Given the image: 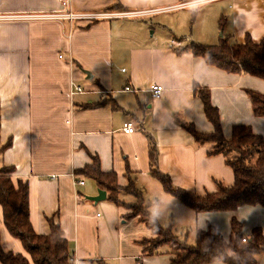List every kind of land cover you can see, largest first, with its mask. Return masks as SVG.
<instances>
[{"label":"crops","instance_id":"obj_1","mask_svg":"<svg viewBox=\"0 0 264 264\" xmlns=\"http://www.w3.org/2000/svg\"><path fill=\"white\" fill-rule=\"evenodd\" d=\"M195 1L205 2L139 19L0 21V169L14 167V183H29L36 233H49L48 218L60 221L75 264H171L167 249L143 255L140 242L152 232L136 219L124 222L127 210L107 199L89 200L100 189L75 171L92 164L93 157L103 172L116 173L122 186L131 171L146 197L157 201L154 211L161 224L173 223L191 243L198 229L209 226L229 241L233 218L241 222L244 237L255 228L264 234V207L198 214L167 194L150 172L153 140L158 168L176 187L203 195L217 190L215 180L234 183L225 158L208 156L209 146L197 145L184 128L192 124L200 133L213 131L194 85L209 90L230 139L235 125L251 126L264 137V118L254 115L247 93L264 94V81L229 74L176 48L191 42L217 45L221 38L242 44L248 35L256 43L264 41V0H71V6L78 13L160 11ZM61 3L0 0V15L55 13ZM186 9H192L190 25L170 15ZM72 83L84 92L72 95ZM154 85L164 89L159 98L150 91ZM126 122L134 123L133 134L122 131ZM0 241L6 253L29 258L8 232L1 205ZM257 264H264V251Z\"/></svg>","mask_w":264,"mask_h":264},{"label":"trees","instance_id":"obj_2","mask_svg":"<svg viewBox=\"0 0 264 264\" xmlns=\"http://www.w3.org/2000/svg\"><path fill=\"white\" fill-rule=\"evenodd\" d=\"M196 14L192 15V24ZM223 28V19L220 20ZM178 54L192 53L203 59L209 66L221 69L229 74H248L264 81V41L254 42L249 35L242 44L231 45L227 38H221L217 45H203L191 42L176 48ZM253 113L264 118V94L248 90ZM194 94L203 103L207 120L213 126L210 133L198 132L194 125L184 128L191 134L197 145H208V156L221 155L233 170L234 183L227 185L215 180L217 190L203 195L176 187L171 177L158 168V151L151 140L150 172L158 180L167 194L178 199L183 205L196 213L234 212L242 206L264 207V137L256 133L251 126L235 125L230 139L224 136L219 109L212 103L211 94L206 88L194 85ZM116 108V106H114ZM1 119V113H0ZM8 147L4 146L2 149ZM14 167L0 169V205L3 209L4 223L8 232L20 240L29 258L23 254L6 253L0 241V264H75L68 240L59 220L48 218V234L35 232L30 219L29 183L13 181ZM77 176L92 179L98 188L107 193V201L128 213L122 215L127 222L136 219L151 232L152 238H144L140 244L144 247V256H157L160 250L168 246L166 252L171 264H257V256L264 251V234L261 228H255L243 241L241 222L231 220V237L227 241L214 226L207 230H197L194 243L181 239L176 226L171 223L163 226L155 213L156 200L146 197L132 172H127L129 183L122 186L114 172H103L100 161L93 157V163L75 171ZM99 264H107L100 261Z\"/></svg>","mask_w":264,"mask_h":264},{"label":"built area","instance_id":"obj_3","mask_svg":"<svg viewBox=\"0 0 264 264\" xmlns=\"http://www.w3.org/2000/svg\"><path fill=\"white\" fill-rule=\"evenodd\" d=\"M205 1H195L186 4H180L168 9H163L160 11H108V12H95V13H78L72 9L71 0H62V9L55 13H31V14H21V15H0V21H27V22H63L69 21L74 22H95L100 20H115V19H139L152 16L157 13L166 11H177L189 7H195L197 5L203 4ZM130 91V88H126ZM163 87L160 85H154L151 87V92L153 97L159 98L163 93ZM84 92L83 88L72 83L71 94H79ZM122 131L125 134H133L136 131L133 122H126L123 125ZM77 184L84 185V181H78ZM246 242V237L243 239Z\"/></svg>","mask_w":264,"mask_h":264},{"label":"rangeland","instance_id":"obj_4","mask_svg":"<svg viewBox=\"0 0 264 264\" xmlns=\"http://www.w3.org/2000/svg\"><path fill=\"white\" fill-rule=\"evenodd\" d=\"M191 11H192V9H186L184 11H178L175 13H171L170 15H176V16H174L175 19L179 22H183V25H190L189 21H190ZM0 111H1V109H0ZM177 234H178V236H180L181 239H185V236L183 237L179 231L177 232ZM188 242L191 243V241H188ZM162 249L169 250L168 246H164V247H162Z\"/></svg>","mask_w":264,"mask_h":264},{"label":"water","instance_id":"obj_5","mask_svg":"<svg viewBox=\"0 0 264 264\" xmlns=\"http://www.w3.org/2000/svg\"><path fill=\"white\" fill-rule=\"evenodd\" d=\"M88 76H91L88 72L86 73ZM107 199V193L105 191L99 190L98 195L95 197H89V200L94 202L95 204L102 202Z\"/></svg>","mask_w":264,"mask_h":264}]
</instances>
